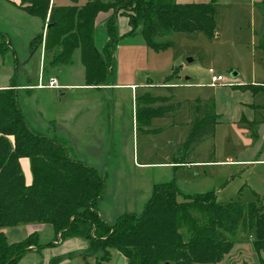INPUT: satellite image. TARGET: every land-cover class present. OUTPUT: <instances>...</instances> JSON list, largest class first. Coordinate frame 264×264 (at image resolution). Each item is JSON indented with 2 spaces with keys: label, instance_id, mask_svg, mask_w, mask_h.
Wrapping results in <instances>:
<instances>
[{
  "label": "trees",
  "instance_id": "16d2710c",
  "mask_svg": "<svg viewBox=\"0 0 264 264\" xmlns=\"http://www.w3.org/2000/svg\"><path fill=\"white\" fill-rule=\"evenodd\" d=\"M70 1V5L61 6L50 0H21L19 7L48 25L44 35L40 33L31 41L32 47L42 44L43 66L69 65L78 51L87 85L114 83L116 48L122 37L133 36L138 29L145 45L154 51L172 44L167 36L173 31L198 30L207 37L216 31L218 0ZM119 16L127 19L124 34L118 32ZM97 23L104 25L107 37L100 51L94 45ZM3 41L0 33V52L5 49ZM177 75L174 68L164 78L159 87L163 94L135 93L137 128L148 130L153 118L181 107L178 87L168 85ZM187 103V133L181 145L189 153L214 134L218 116L210 98L196 97ZM21 158L29 161V184L24 180ZM106 178V171L73 159L55 138L33 128L12 86L0 89V229L44 224L55 239L84 238L83 254L94 256L95 264H110L111 250L124 256L125 264H216L241 233L253 236L252 250L258 264H264V206L260 201L222 203L216 201L213 190L184 192L169 180L152 185L140 213L125 212L110 223L97 208ZM42 247L37 231L8 242L0 230V264H17L31 248ZM62 258L54 256L50 264Z\"/></svg>",
  "mask_w": 264,
  "mask_h": 264
},
{
  "label": "rangeland",
  "instance_id": "374dc122",
  "mask_svg": "<svg viewBox=\"0 0 264 264\" xmlns=\"http://www.w3.org/2000/svg\"><path fill=\"white\" fill-rule=\"evenodd\" d=\"M50 1L61 6L71 4L70 0ZM175 1L186 3L200 0ZM22 14L0 20V30L9 33L8 39L10 38L14 48V52L9 49L5 51L7 39L4 38L5 49L0 54V85L14 81L22 83L25 77L37 79L38 72L42 74L48 68L43 66V52L41 61L38 50L28 61L34 47L28 45L29 34L26 32L34 31L41 25L44 30L45 23L42 24L38 17ZM214 20L216 31L212 37H207L198 30L173 31L167 36L172 44L163 50L125 47L118 53L120 43L128 40L126 36L121 38L116 48L115 79L128 81L133 75V82L140 93L163 94L165 91L157 86L174 68H177L178 74L177 78L169 82L178 85L176 95L181 101V107L165 117L153 118L147 126L151 130L137 128L135 112L132 110L135 100L131 91L123 88L113 91L112 148L108 154V149L103 148V155L99 154L91 165L100 172L108 173L104 196L118 195L117 203L131 206L136 213L142 211L150 196L152 184L169 180H174L184 192L213 190L218 202L258 200L264 206V143L256 136V131L255 136L251 135L253 131L246 126V121L264 120V90L255 91L251 86V83L260 82L264 78V0H218ZM125 21L127 22L126 18ZM118 23L120 28V20ZM136 33L140 34V29ZM106 39L104 25L97 23L94 27V45L99 51ZM62 68H66L63 78H78L83 69L78 51L73 55L72 65ZM209 68L215 74H221L226 81L219 82L214 87L208 86L211 76ZM235 68L239 74L233 77L230 71ZM128 72H132V75ZM49 75L44 73L45 77ZM196 83H201V86H196ZM64 92L65 95L59 97L58 89L50 90L47 94L21 91L17 99L27 122L41 133L52 137L53 129L45 128L40 121L55 113L57 108L92 113L99 111L102 106L99 101L88 103L81 100V96L89 91L65 89ZM94 95L108 96L111 95V90L98 91ZM196 97L212 99L218 123L212 136L186 153L181 142L187 133V102ZM63 115L69 118L67 111ZM60 128H63L59 133L62 134L65 127ZM95 130L97 131L96 124L92 125L89 135H94ZM259 130L264 137L262 126ZM64 134L68 135V132ZM98 143L105 145L104 142H96L95 145L98 146ZM72 144L70 140L67 150L73 157L79 158V151L83 150H78L77 146H85L86 143ZM208 159L211 162L206 163ZM178 160L193 163L190 166L166 164ZM140 163L155 164L140 166ZM21 170L24 173V161L21 163ZM115 170L122 172L120 180L114 174ZM137 197L141 200L138 205H133ZM100 209L104 215L106 210L102 202ZM0 230L8 242L19 241L30 231L36 230L39 232L40 242L46 243L40 253L37 252L33 258L27 256L18 264H49L53 253L59 251L56 246L47 244L52 234L47 225L21 224L2 227ZM252 239V235L237 234L228 253L216 264H258L251 247ZM85 242L84 238H77L75 260L64 264H83V255L79 257V253L83 251ZM93 258L89 260L92 261Z\"/></svg>",
  "mask_w": 264,
  "mask_h": 264
},
{
  "label": "crops",
  "instance_id": "0c3cea01",
  "mask_svg": "<svg viewBox=\"0 0 264 264\" xmlns=\"http://www.w3.org/2000/svg\"><path fill=\"white\" fill-rule=\"evenodd\" d=\"M207 1H209V0H202V2H207ZM20 2H21V0H0V20L2 18H10L11 19V17L14 16L15 14H20V15H23L22 13L26 14L25 12H23L20 9V7H19ZM199 2H201V0ZM28 16H31V15H28ZM31 17H34V16H31ZM119 20H120L121 26H120V28H118V32H119V34H124L128 30V26L126 24L127 22L125 21V17L119 16L117 19V26L119 24L118 23ZM42 24H43V22H42ZM100 25H102V23H100ZM26 32L29 34L28 45L30 46L31 41L34 38L35 34L41 33L42 35H44L45 29L43 30V27L41 25V27L39 26L34 31L33 30H31V31L27 30ZM0 33L4 34V38L7 39V40H5L7 43V48L5 49V51L9 49L12 52H14V48H13V45L11 43V40H10V38L8 39V37L10 36L9 33L7 31L5 32V31H1V30H0ZM129 37H131V38L129 39ZM127 39L128 40L126 42H121L120 45L118 46V50H117L118 53H120L122 51L121 49L125 48V47H130L131 49H133V48L144 49V47H147L145 45L142 37H141V34L136 33L133 36H127ZM37 50L39 51L40 60L42 61L43 48L41 46H35L34 47V51H33V53H31L28 61L32 58L34 52H36ZM5 51H3V52H5ZM0 54H3V53L0 52ZM15 58H16V56H15ZM72 63L69 65H66V67H69L70 65H72ZM65 69L66 68H62V66L61 67H48L46 70H43L42 74H41V72L40 73L38 72L37 79H34L33 77H31V78L25 77V80L22 83L14 81V82H11L9 84L7 83L4 85H0V89L12 86V88H14L16 90L17 95L21 91H24L25 93H33V94H36V93L47 94L48 91H50V90L58 89V96L59 97L65 95V92H64L65 89H82V90L89 91L88 93L85 92L81 96V100L84 102H88V103L89 102H98V101L102 102V106H101L99 111L96 110V111H93L91 113V112L86 111V110L84 112H80L81 110L80 111H77V110L74 111L73 109H65L69 113V118H65L66 116L63 114H65L66 111L59 110L57 108L55 113H51L49 116H45L43 118V121H40V122H41V125L44 126L45 128H49V129L52 128L53 129L54 133H53V136L51 138H55L59 144H61L64 148H66V150L68 147L67 144L69 143L70 140L72 141L73 146L78 144V143H82V142L86 143L85 146H82V145L77 146L78 150H83V151H79V156H80L79 158L73 157L69 153V151L68 150L67 151L73 159L78 160V161H80L86 165L93 166L91 164H93L92 162L96 159V157L99 154L103 155V148L106 147V149H108L107 154L109 153V150H111V148H112L113 134H114L113 133L114 111H113V107H112L113 91L116 89H122V88L128 89L131 91V94H132L133 99H134L135 93L138 92L139 88L133 82L132 72H128V74L130 76L132 75L131 79H130L132 81H130V80L118 81V79H115L113 84L105 85V86H94V85H87L85 83L83 69H82V73L80 72L78 74V78L76 80L73 78H69V79L63 78L62 75H63V73H65ZM120 71L122 73L123 66L121 67ZM44 73H47L50 75L48 77H45ZM40 74H41V76H40ZM238 74L239 73H238L236 68L232 69L230 71V75L233 77L237 76ZM49 77L55 78L57 81V84L60 87L59 88H52V87H38L37 86L40 79L42 80L43 83H46L47 80L49 79ZM168 85L178 86L176 83H172V82L169 83ZM148 86H150L149 83H148ZM160 86H162V83L157 87H160ZM196 86H201V83H196ZM208 86H209V84H208ZM251 86L254 87L255 91L264 90V78L260 82L251 83ZM102 90L103 91L104 90H111V95H108V96L103 95V96H98V97L96 95H94L95 92L102 91ZM96 105H97V103H96ZM134 108H135V104L132 108V110L135 112ZM132 118H133V113H132ZM66 119H68V120H66ZM250 122H254V124L249 125ZM246 123H247L246 126L248 128H251V130L253 131V133H251V135L255 136V131H256V136L260 137L264 143V137L261 136L262 131L259 130L260 126H262V128L264 129V120L262 122L246 121ZM94 124L97 125V131L95 130V133L97 132V135L95 133H94V135H89L91 127ZM60 126L65 127L62 134H59L60 130L63 129V128H60ZM245 129L246 128H244V130ZM37 130H39V129H37ZM148 130H151V129H148ZM64 132H68V135L64 134ZM43 134H45V133H43ZM86 134H88L89 136H86ZM96 142H104L105 145L103 146V143H100V144L98 143V146H96L95 145ZM247 142H250V141L248 140ZM89 149H92V151H87ZM127 155H129V153ZM124 158L126 160V156H124ZM255 160H257V159H255ZM23 161H24V170H23L24 171V173H23L24 180H25L26 184H29L31 182V178H32L31 173H30V168H29V161L27 158H21L20 159V167H21V163ZM176 162L177 161H173V162H169L166 164L179 165V166H185V165L190 166L191 163H193V162H187L186 164H181V163H176ZM150 164H155V163H140L139 165L140 166H146V165H150ZM106 173H107V171H106ZM114 174L116 175L117 178H119L118 180L121 179L120 175L122 174V172L119 173V171L115 170ZM107 176H108V173H107ZM119 185H120V183H119ZM105 188H106V184H105ZM151 188H152V186H151ZM105 191H106V189H104L102 197L100 198V200L97 203L98 211L105 221L112 223L116 219V216H117V215H113V214H119V212H121L120 214L125 213V212L136 213L134 211V209L132 210L130 208L131 206L128 207L127 205H123V204L121 205L120 203H117L118 195L115 196L113 194L110 196L109 195L104 196ZM139 200H141V198L140 199H139V197L135 198L133 201V205H138ZM147 200L145 201V203L147 202ZM101 202L103 203L105 210H106L104 215L102 214V211L100 209ZM123 210H124V212H123ZM136 214H138V213H136ZM41 227H43V226H41ZM49 230L51 231L52 234L50 236V241L47 242V244H50L52 246H56V248H58V250H59L58 253H53V255L50 257V259L54 256H63L61 261H59L56 264H64V263L74 261L75 257H76L74 250H76L75 245L77 244V238H70V239H65V240H60L59 238L55 239L53 232H52L50 227H49ZM33 231H36V230H33ZM45 244H43V246ZM85 247H86V242H85L84 249H85ZM84 249L82 252L79 253V257H81L83 255V258H81V261L83 262V264H91V263L95 264V258H93V256L86 257L83 254ZM37 252L40 253V249L31 248L20 260H23L27 256H31L33 258L34 255L37 254ZM90 258H93V260L92 261L89 260ZM50 259H49V264H50ZM20 260L18 261V263L20 262ZM89 261H91V262H89ZM126 261H127V259L124 256H122L119 252H117V251L113 252L111 250L110 264H125Z\"/></svg>",
  "mask_w": 264,
  "mask_h": 264
},
{
  "label": "built area",
  "instance_id": "2783aa9c",
  "mask_svg": "<svg viewBox=\"0 0 264 264\" xmlns=\"http://www.w3.org/2000/svg\"><path fill=\"white\" fill-rule=\"evenodd\" d=\"M208 71L211 74L210 82H209L210 87L216 86L219 82L226 81V79L221 74H215L211 68H209ZM37 86L38 87H52V88L60 87L57 84V81L55 78H49L46 83H43L42 80L40 79Z\"/></svg>",
  "mask_w": 264,
  "mask_h": 264
},
{
  "label": "water",
  "instance_id": "95a60500",
  "mask_svg": "<svg viewBox=\"0 0 264 264\" xmlns=\"http://www.w3.org/2000/svg\"><path fill=\"white\" fill-rule=\"evenodd\" d=\"M48 25H46L45 27H47ZM168 264V263H167Z\"/></svg>",
  "mask_w": 264,
  "mask_h": 264
}]
</instances>
